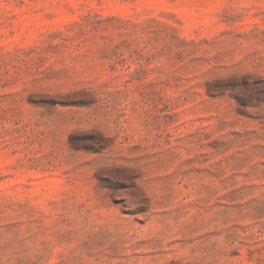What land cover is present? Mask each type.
<instances>
[{"label": "rangeland", "instance_id": "374dc122", "mask_svg": "<svg viewBox=\"0 0 264 264\" xmlns=\"http://www.w3.org/2000/svg\"><path fill=\"white\" fill-rule=\"evenodd\" d=\"M0 264H264V0H0Z\"/></svg>", "mask_w": 264, "mask_h": 264}]
</instances>
